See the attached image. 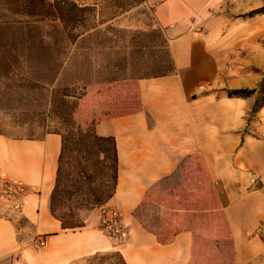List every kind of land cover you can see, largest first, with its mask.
<instances>
[{
	"label": "crops",
	"instance_id": "crops-1",
	"mask_svg": "<svg viewBox=\"0 0 264 264\" xmlns=\"http://www.w3.org/2000/svg\"><path fill=\"white\" fill-rule=\"evenodd\" d=\"M144 1L152 27L164 32L166 71L83 86L90 96L105 95L113 110L94 130L116 140L118 182L106 205L120 210L128 237L104 232L101 205L82 209L83 224L72 228L53 214L62 130L14 136L0 129V188L3 177L26 186L19 208L0 196V262L103 264L113 251L126 264H208L203 255L217 239L220 264H264V104L253 111L256 93L229 94L264 78L258 27L242 37L264 15L249 14L264 1ZM211 210L223 212L230 237L222 238L219 220L216 236L197 235L194 223L210 228Z\"/></svg>",
	"mask_w": 264,
	"mask_h": 264
},
{
	"label": "rangeland",
	"instance_id": "rangeland-1",
	"mask_svg": "<svg viewBox=\"0 0 264 264\" xmlns=\"http://www.w3.org/2000/svg\"><path fill=\"white\" fill-rule=\"evenodd\" d=\"M75 1L95 5L91 16L93 28L79 38L75 51L56 82L52 77L54 68L59 64L58 59L53 62L47 58L31 57V66L28 67L26 62L22 66L13 64L11 71H4L0 65V129L3 132L14 136H40L50 127L62 130L65 134L76 133L80 125L88 122V125L94 126L95 118H100L107 110H111L105 95L90 96L89 89L83 88L85 82L98 79L119 81L165 70L160 66L161 62L166 64L168 60L164 47L165 36L161 28L152 27V6L144 0ZM262 1L264 0H260ZM24 2L0 0V46L12 42L18 45L36 44L41 40L52 43L55 38L61 39L64 34L59 32L54 22L48 17L27 14ZM261 7L264 4L258 8ZM256 26L260 32V40L264 43V15L261 14L255 26L244 28L242 37L245 38ZM25 58L26 55L20 57V60L23 62ZM10 59L14 62V55ZM44 69L47 75L42 77ZM25 78L36 82V86L17 87L21 81L27 82ZM37 82L40 86H37ZM101 85L107 86L105 83ZM99 86L97 84L96 88H100ZM68 94L80 95L81 98L76 99ZM92 98L96 102L91 103ZM73 100L76 101L75 107L72 105ZM198 174L197 171V175L192 176L190 172L189 180L194 181ZM1 180L0 196L7 200L4 191L7 179L3 177ZM205 212L210 216V228L207 223L197 220L194 223L197 235L216 236L215 224L212 222L219 220L225 229L224 216L219 210ZM216 240H209L212 253L203 255L208 257V264L221 262L220 256L213 249ZM205 243L208 242L205 240ZM105 256L109 258L103 264H124L117 252H106ZM0 264L10 262L4 260Z\"/></svg>",
	"mask_w": 264,
	"mask_h": 264
},
{
	"label": "trees",
	"instance_id": "trees-1",
	"mask_svg": "<svg viewBox=\"0 0 264 264\" xmlns=\"http://www.w3.org/2000/svg\"><path fill=\"white\" fill-rule=\"evenodd\" d=\"M24 1L27 14L50 18L59 32L64 35H61V39L55 38L52 43L41 40L36 44L18 45L16 42L1 44L0 65L4 71L9 69L11 71L13 64L22 66L26 62L28 67L31 66V57L47 58L53 62L58 59L59 64L54 68L52 77L55 80L65 61L77 47L79 38L92 30L91 16L95 5L79 3L75 0ZM263 11L264 7H261L254 9L249 14ZM12 55H14V62L10 59ZM24 55L26 58L22 62L20 57ZM160 66L166 71V64L161 62ZM42 74V77H45L47 71L44 69ZM26 80L27 82L23 80L18 83L17 87L36 86V82H30L28 78ZM37 86H40L39 82H37ZM253 93H256V99L252 110L256 111L264 104V78L255 88H239L229 91L230 95L240 96H249ZM68 95L76 99L81 98L76 94ZM72 105L76 106L75 100ZM99 119L95 118L94 123L96 124ZM87 123L80 125L76 133L62 134V150L56 184L51 195V210L62 221L65 228L81 226L83 221L80 211L84 208L106 204L114 195L117 187L118 150L116 140L111 136L98 135L94 126ZM221 214L224 215L223 212ZM218 229L223 236L230 237V226L227 222L225 229L223 224ZM100 260L103 261L102 258ZM124 264L126 263L124 262Z\"/></svg>",
	"mask_w": 264,
	"mask_h": 264
},
{
	"label": "built area",
	"instance_id": "built-area-1",
	"mask_svg": "<svg viewBox=\"0 0 264 264\" xmlns=\"http://www.w3.org/2000/svg\"><path fill=\"white\" fill-rule=\"evenodd\" d=\"M258 178L259 175L257 173L253 172L251 174L252 181L255 182ZM6 179L5 196L10 200L13 199L14 206L19 208L21 203L17 196L26 190V186L22 182ZM100 225L104 232L110 236L126 239L129 235L122 213L115 207L106 204L101 205ZM35 241L39 246L45 244V240L42 237L36 238Z\"/></svg>",
	"mask_w": 264,
	"mask_h": 264
}]
</instances>
